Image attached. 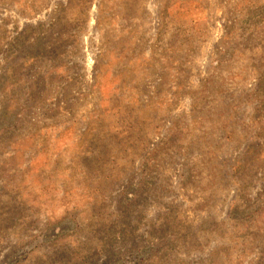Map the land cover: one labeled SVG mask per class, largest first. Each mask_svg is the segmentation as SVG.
Masks as SVG:
<instances>
[{"label":"rangeland","instance_id":"rangeland-1","mask_svg":"<svg viewBox=\"0 0 264 264\" xmlns=\"http://www.w3.org/2000/svg\"><path fill=\"white\" fill-rule=\"evenodd\" d=\"M0 264H264V0H0Z\"/></svg>","mask_w":264,"mask_h":264}]
</instances>
